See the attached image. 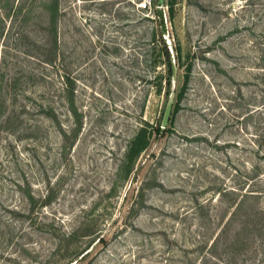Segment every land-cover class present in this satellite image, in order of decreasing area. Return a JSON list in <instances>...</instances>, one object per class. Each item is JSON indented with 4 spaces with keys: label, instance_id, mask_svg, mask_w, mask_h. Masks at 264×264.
<instances>
[{
    "label": "rangeland",
    "instance_id": "374dc122",
    "mask_svg": "<svg viewBox=\"0 0 264 264\" xmlns=\"http://www.w3.org/2000/svg\"><path fill=\"white\" fill-rule=\"evenodd\" d=\"M143 1L0 0V264H264V0H165L163 130Z\"/></svg>",
    "mask_w": 264,
    "mask_h": 264
},
{
    "label": "water",
    "instance_id": "95a60500",
    "mask_svg": "<svg viewBox=\"0 0 264 264\" xmlns=\"http://www.w3.org/2000/svg\"><path fill=\"white\" fill-rule=\"evenodd\" d=\"M165 5V0H157L156 3V13L157 16H159L160 11L162 10ZM160 32L162 35V39L167 47L168 53H169V61H170V70H171V76H170V90L169 94L167 97V101L162 113V117L160 120V129L163 130L169 121V117L172 111L173 103H174V98H175V88H176V78H177V64H176V57H175V52L174 48L172 46V42L169 36V33L167 29L164 27H161L160 23Z\"/></svg>",
    "mask_w": 264,
    "mask_h": 264
},
{
    "label": "trees",
    "instance_id": "16d2710c",
    "mask_svg": "<svg viewBox=\"0 0 264 264\" xmlns=\"http://www.w3.org/2000/svg\"><path fill=\"white\" fill-rule=\"evenodd\" d=\"M154 2H156L157 3V0H154ZM155 3V4H156ZM169 4V3H168ZM156 12V11H155ZM156 15H157V13H156ZM161 15H162V11H160V13H159V16H158V19H160V23H161V27L162 28H164V24H163V20L161 19ZM162 41H163V39H162ZM163 44H164V46H165V49H166V53H167V56H168V61H169V53H168V50H167V47H166V45H165V43H164V41H163ZM170 76H171V70H170V61H169V90H170ZM161 130V129H160ZM145 144H146V139H145V137H144V133H141L137 138H136V142H134V146H133V148H132V153H136L138 150H141L142 148H144V146H145ZM247 192H245L243 195H252V194H249V193H247ZM243 195H242V197L241 198H243ZM100 240V239H99ZM98 240V241H99Z\"/></svg>",
    "mask_w": 264,
    "mask_h": 264
},
{
    "label": "built area",
    "instance_id": "2783aa9c",
    "mask_svg": "<svg viewBox=\"0 0 264 264\" xmlns=\"http://www.w3.org/2000/svg\"><path fill=\"white\" fill-rule=\"evenodd\" d=\"M152 0H145L141 3V8H147L151 5Z\"/></svg>",
    "mask_w": 264,
    "mask_h": 264
}]
</instances>
